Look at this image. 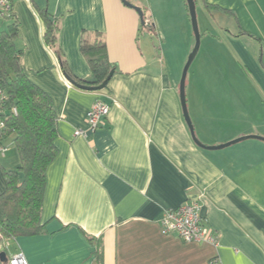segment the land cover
Masks as SVG:
<instances>
[{
	"label": "crops",
	"instance_id": "obj_1",
	"mask_svg": "<svg viewBox=\"0 0 264 264\" xmlns=\"http://www.w3.org/2000/svg\"><path fill=\"white\" fill-rule=\"evenodd\" d=\"M127 1L144 11L151 22L144 27L167 50L154 53L142 42L141 18L122 0H13L22 63L58 116V152L46 172L45 230L7 239L8 260L23 254L29 264H264V141L222 150L195 143L180 99L195 45L186 0ZM195 1L205 14L186 99L197 139L217 146L264 137V0ZM43 10L60 22L55 50L44 40ZM97 34L115 73L107 89L89 91L68 80L58 54L75 77L91 81L81 46ZM180 42L188 43L186 53L175 47ZM98 99L111 105L105 126L76 137L88 129L86 114ZM14 140L4 139L0 196L5 173L20 166ZM198 197L218 246L162 231L166 210Z\"/></svg>",
	"mask_w": 264,
	"mask_h": 264
},
{
	"label": "trees",
	"instance_id": "obj_2",
	"mask_svg": "<svg viewBox=\"0 0 264 264\" xmlns=\"http://www.w3.org/2000/svg\"><path fill=\"white\" fill-rule=\"evenodd\" d=\"M206 8L212 7L206 4ZM40 16L45 27V43L55 50L60 22L47 10L40 11ZM5 20L9 21L7 27L0 28V88L6 96L2 118L6 135L15 137L20 157L19 169L5 173L7 189L0 196V233L7 240L41 235L45 230L42 209L46 172L58 152L55 146L58 116L51 96L30 79L22 63L24 50L17 46L19 33L13 13ZM145 29L152 32L151 26L142 25L141 31ZM81 51L89 63L91 81L75 77L66 60L58 54L62 71L75 86L98 87L115 73L102 34H97L93 42L83 40ZM20 173L23 180L19 179Z\"/></svg>",
	"mask_w": 264,
	"mask_h": 264
},
{
	"label": "built area",
	"instance_id": "obj_3",
	"mask_svg": "<svg viewBox=\"0 0 264 264\" xmlns=\"http://www.w3.org/2000/svg\"><path fill=\"white\" fill-rule=\"evenodd\" d=\"M13 13V0H0V21H4ZM146 26L151 25L146 21ZM6 96L0 88V156H5L9 146L4 144L6 125L3 121V109ZM17 114L16 109L13 110ZM111 105L101 99L96 100L86 114L87 130H77L75 136H86L88 132L95 133L105 126L110 115ZM161 228L165 235H177L185 243H204L219 245L215 231L210 228L201 215V197L188 199L176 209L164 212ZM7 249L6 239L0 233V253ZM7 264H29L23 254H17L8 260Z\"/></svg>",
	"mask_w": 264,
	"mask_h": 264
},
{
	"label": "water",
	"instance_id": "obj_4",
	"mask_svg": "<svg viewBox=\"0 0 264 264\" xmlns=\"http://www.w3.org/2000/svg\"><path fill=\"white\" fill-rule=\"evenodd\" d=\"M123 3L127 6L130 7L134 10H136L141 18V23L143 26H145L146 21H145V17H144V11L140 8L137 7L133 4H131L129 1L127 0H122ZM187 6H188V11H189V15H190V20H191V24H192V29H193V33H194V37H195V45H194V49L191 52V54L188 57L187 63L184 66L183 69V73L181 76V81H180V99H181V104H182V109H183V114L186 120V123L190 129L191 135L195 141V143L200 146L203 149H207V150H222L225 149L227 147H230L234 144H237L239 142H242L244 140H248V139H257V140H261L264 141V137H259V136H247V137H241L238 138L234 141H231L229 143H225L222 145H217V146H205L203 145L196 137L195 135V131H194V126L193 123L191 121V118L189 116L188 113V108H187V99H186V81H187V76H188V72L189 69L191 67V65L193 64L199 50H200V45H201V33H200V29H199V25H198V19H197V7H196V1L195 0H186ZM114 72H112L110 74V76L108 77V79L100 86L98 87H84V86H78L81 89L84 90H89V91H102L104 89L107 88L112 76H113ZM0 261L2 263H8V258L6 256L5 252L0 253Z\"/></svg>",
	"mask_w": 264,
	"mask_h": 264
},
{
	"label": "rangeland",
	"instance_id": "obj_5",
	"mask_svg": "<svg viewBox=\"0 0 264 264\" xmlns=\"http://www.w3.org/2000/svg\"><path fill=\"white\" fill-rule=\"evenodd\" d=\"M197 10V19H198V25H199V29H200V33L202 32L203 30V26H202V20L204 18V10L202 7H199V4L196 8ZM151 24V22H150ZM7 23H3L2 21H0V28L1 29H5L7 27ZM192 25V24H191ZM142 42L143 43H146L147 41H149V43H151V47H152V50L154 51V53H159L160 51H162L163 49L164 50H167L168 49V46L167 44L158 38V36L156 35H152L148 30H144V32H142ZM194 37V36H193ZM183 44V43H182ZM180 43H177L175 44V47H177V50H180L182 51L183 53L187 51V48H188V43L185 42V47H183V45ZM165 45V46H164ZM178 45V46H177ZM166 48V49H165ZM172 50L174 49V46H172L171 48ZM194 49V48H193ZM193 51V50H192ZM191 54V53H190Z\"/></svg>",
	"mask_w": 264,
	"mask_h": 264
}]
</instances>
